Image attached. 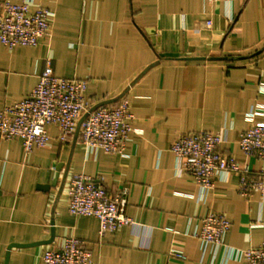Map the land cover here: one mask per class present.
I'll use <instances>...</instances> for the list:
<instances>
[{"label":"crops","instance_id":"0c3cea01","mask_svg":"<svg viewBox=\"0 0 264 264\" xmlns=\"http://www.w3.org/2000/svg\"><path fill=\"white\" fill-rule=\"evenodd\" d=\"M31 1L54 13L49 34L35 46L0 42V109L32 91L49 59L56 75L87 80L93 107L125 96L134 117L124 155L87 150L77 130L61 141L54 124L29 153L0 136V264H43L71 235L91 264H246L243 250L264 238V195H240L236 173L202 191L170 144L218 132L226 156L251 174L262 165L239 138L264 122V0ZM75 173L125 190L132 222L100 234L97 218L70 213ZM208 211L230 221L217 248L196 236Z\"/></svg>","mask_w":264,"mask_h":264},{"label":"built area","instance_id":"2783aa9c","mask_svg":"<svg viewBox=\"0 0 264 264\" xmlns=\"http://www.w3.org/2000/svg\"><path fill=\"white\" fill-rule=\"evenodd\" d=\"M31 2L1 3L0 42L4 46H35L49 34L50 18L54 13L42 6L33 9ZM87 86L86 79L56 75L47 59L32 91L0 109V136L21 139L25 152L29 153L47 143L50 138L47 125L54 124L59 129L61 141L68 140L77 130L79 141L87 150L126 154V141L134 117L129 100L122 96L116 104L93 107L86 96ZM260 90L264 92V86ZM221 141L218 132L181 133L170 144V150L181 160L178 170L189 173L202 191H210L217 179L236 173L240 195H264V122L242 131L239 138L241 151L262 161L255 174L250 173L247 164L241 166L233 157L226 156L220 148ZM67 191L69 212L97 218L100 234L132 222L125 211V190L111 194L95 177L75 173L68 181ZM200 221L196 236L213 248L220 246L230 221L216 211H208ZM171 252L184 257L181 251L172 249ZM243 259L246 264H264V238L258 245L245 248ZM42 260L43 264H91L92 253L84 239L71 235L64 238L61 247L45 250Z\"/></svg>","mask_w":264,"mask_h":264},{"label":"water","instance_id":"95a60500","mask_svg":"<svg viewBox=\"0 0 264 264\" xmlns=\"http://www.w3.org/2000/svg\"><path fill=\"white\" fill-rule=\"evenodd\" d=\"M4 264H7V257H6V259H5V263Z\"/></svg>","mask_w":264,"mask_h":264}]
</instances>
